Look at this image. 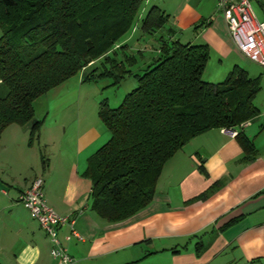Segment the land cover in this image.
I'll return each instance as SVG.
<instances>
[{"label":"crops","instance_id":"crops-1","mask_svg":"<svg viewBox=\"0 0 264 264\" xmlns=\"http://www.w3.org/2000/svg\"><path fill=\"white\" fill-rule=\"evenodd\" d=\"M257 1L262 15L255 13L264 20V0ZM144 2L142 17L154 4L170 15L167 26L174 31L165 28L159 36L208 43L205 70L213 59L217 63L212 64L211 80L222 79L243 62L245 55L215 9L217 0ZM200 22L203 26L196 29ZM138 32L139 28L128 33L118 45L130 44L135 55L141 53L144 67L158 56L160 44L153 39L144 45L143 36L134 40ZM83 75L84 71L67 78L35 100L36 119L43 121L35 141L28 144L30 122L3 129L0 263L63 264L51 254L50 237L18 199L32 179L42 176L48 205L61 215L73 216L83 236L67 240L70 227L58 229L73 258L71 264H264V103L257 106L256 117L237 128L255 144L254 159L246 158L232 129L214 128L195 135L164 163L147 207L112 222L91 209L93 184L85 175L88 159L112 134L98 117L102 80L85 82ZM207 190L210 193L201 197Z\"/></svg>","mask_w":264,"mask_h":264},{"label":"trees","instance_id":"trees-1","mask_svg":"<svg viewBox=\"0 0 264 264\" xmlns=\"http://www.w3.org/2000/svg\"><path fill=\"white\" fill-rule=\"evenodd\" d=\"M144 4V0H0V140L10 124L30 122L28 144L35 141L43 121L34 118L33 103L79 72L84 71L85 82L106 77L116 85L129 74L137 79L138 85L117 107H111L107 98L100 101L98 117L112 135L89 156L85 171L93 184L91 209L112 222L147 207L164 163L195 135L214 128H240L256 117L253 99L262 88L260 75L253 77L240 65L233 66L223 81L203 80L208 43L162 36L157 38L158 56L135 73L137 55L130 44L118 43L139 28L136 22ZM145 14L140 35L165 28L174 31L167 26L169 13L159 6L152 5ZM97 61L102 69L92 66L85 71ZM235 135L246 158L254 159L253 141L243 131Z\"/></svg>","mask_w":264,"mask_h":264},{"label":"built area","instance_id":"built-area-1","mask_svg":"<svg viewBox=\"0 0 264 264\" xmlns=\"http://www.w3.org/2000/svg\"><path fill=\"white\" fill-rule=\"evenodd\" d=\"M251 5L252 0H217L215 9L223 15L236 47L248 60L258 62L264 67V20L257 18ZM245 124L246 122H243L240 126L243 127ZM232 131L233 135L239 133L237 128H233ZM43 179L42 176L32 179L30 186L19 193L18 199L50 237L53 257L60 259L63 264H71L73 258L70 257L68 248L62 244L58 229L63 225L70 227L67 240L73 235L82 240L83 236L76 230L73 216L61 215L48 205Z\"/></svg>","mask_w":264,"mask_h":264},{"label":"rangeland","instance_id":"rangeland-1","mask_svg":"<svg viewBox=\"0 0 264 264\" xmlns=\"http://www.w3.org/2000/svg\"><path fill=\"white\" fill-rule=\"evenodd\" d=\"M252 9L254 11H256V13H258L259 15H262V10H260V7H259V3L257 0H252ZM257 14V15H258ZM141 15V13L139 14ZM142 17V16H141ZM141 17L139 16V20L138 22H136L138 24V27H139V32L138 34L134 37L137 41L138 38H140L141 36H143V40H140L142 43L145 44L146 41H148V43L152 44V41L153 39L154 40H158L157 37L162 33V31H159V32H155L153 35H140L142 33V27H140V21H141ZM0 32H1V29H0ZM141 46V45H140ZM137 58H138V61L136 62V64L134 65L133 67V70L137 73H141V68L143 67V62L145 59V57L137 52ZM148 57V56H147ZM212 59H213V56H212ZM212 64H215L217 65V63L215 62L214 63V59L212 60L211 64L208 66V69L205 70V73L203 72L202 76H203V80H209V82H219L220 80H224L227 76L223 77L222 79L219 78L218 80H211L209 77L210 74H212V71L211 70H214V67L215 65H212ZM223 65H225V63H223ZM242 67H246L247 68V72L248 74H250L251 76L253 77H256L257 75H260L261 77V86L262 88L260 89V91L258 92V94L254 97V103L258 106L260 104H263L264 103V67L262 65H260V63L258 62H253V61H250L246 58H244L243 62H240V64ZM97 67H100L99 64L96 65ZM100 69H102V67H100ZM212 78V77H211ZM214 79V78H212ZM102 81L100 82V88H99V92L100 93H103L101 94L102 96V99L104 98H107L108 99V104L111 106V107H117V104H119V102L122 101V99H124L125 95L127 93H129V90L133 89L135 86L138 85V82L136 79H133L132 75H127V78H125L124 80H122L121 84H116V85H111V86H107V81L109 83H112V80L110 78H106V77H103L101 79ZM135 81V86H130L129 87V83L130 81ZM94 83V82H92ZM95 84V83H94ZM129 87V88H128ZM127 88V89H126ZM126 89V90H125ZM101 101V100H100ZM37 115L34 116V118H36Z\"/></svg>","mask_w":264,"mask_h":264}]
</instances>
